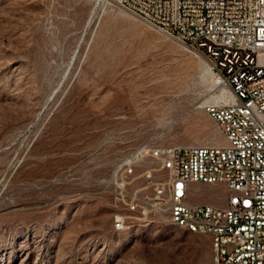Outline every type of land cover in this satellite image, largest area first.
I'll return each instance as SVG.
<instances>
[{
    "label": "rangeland",
    "instance_id": "rangeland-1",
    "mask_svg": "<svg viewBox=\"0 0 264 264\" xmlns=\"http://www.w3.org/2000/svg\"><path fill=\"white\" fill-rule=\"evenodd\" d=\"M125 1L0 0V264L213 262L209 236L151 210L158 158L129 185L148 215L122 209L115 174L139 146L224 142L203 104L217 91L208 60ZM192 187V202L228 196Z\"/></svg>",
    "mask_w": 264,
    "mask_h": 264
},
{
    "label": "built area",
    "instance_id": "built-area-1",
    "mask_svg": "<svg viewBox=\"0 0 264 264\" xmlns=\"http://www.w3.org/2000/svg\"><path fill=\"white\" fill-rule=\"evenodd\" d=\"M125 2L155 29L202 53L217 87L228 89L231 98L205 107L224 143L144 144L122 160L114 182L122 209L148 215L129 185L138 162L158 158L164 181L154 169L144 172L152 187L151 210L209 236L212 264H264V0ZM195 184L225 186L226 202H192L200 194L192 191ZM129 219L124 212L117 214L114 228Z\"/></svg>",
    "mask_w": 264,
    "mask_h": 264
},
{
    "label": "bare ground",
    "instance_id": "bare-ground-1",
    "mask_svg": "<svg viewBox=\"0 0 264 264\" xmlns=\"http://www.w3.org/2000/svg\"><path fill=\"white\" fill-rule=\"evenodd\" d=\"M183 44V43H182ZM184 47L188 48V49H191L190 47L186 46L185 44H183ZM193 50V49H191ZM196 51V50H194ZM204 56V55H203ZM206 58V57H205ZM207 59V58H206ZM208 60V59H207ZM208 67H209V71L212 72V69H211V63L209 62L208 60ZM213 74V72H212ZM214 75V74H213ZM215 78V76H214ZM217 81H216V78H215V82H214V85L217 89V91L215 93H213L209 98H207L203 104L205 106H207L209 103H226L230 98H231V93L229 92L228 89L226 88H219L217 87L216 85ZM224 143V142H223ZM143 159L142 157L140 158V160ZM175 226L177 227H180V228H184V229H187L189 230L190 232H193V233H199L200 232H195L193 231V228L192 227H185L184 225H182L181 223H173ZM125 224H122V227L124 226Z\"/></svg>",
    "mask_w": 264,
    "mask_h": 264
},
{
    "label": "crops",
    "instance_id": "crops-1",
    "mask_svg": "<svg viewBox=\"0 0 264 264\" xmlns=\"http://www.w3.org/2000/svg\"><path fill=\"white\" fill-rule=\"evenodd\" d=\"M225 202H226V200H225Z\"/></svg>",
    "mask_w": 264,
    "mask_h": 264
}]
</instances>
